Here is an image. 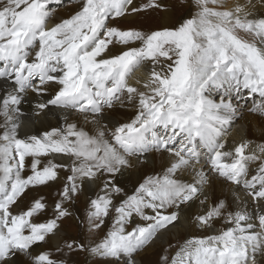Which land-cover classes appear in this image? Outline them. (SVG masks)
Instances as JSON below:
<instances>
[{
  "label": "snow or ice",
  "instance_id": "6c2138e0",
  "mask_svg": "<svg viewBox=\"0 0 264 264\" xmlns=\"http://www.w3.org/2000/svg\"><path fill=\"white\" fill-rule=\"evenodd\" d=\"M50 2L0 0V264H17L19 256L25 257L23 264H64L34 246L47 244L59 222L71 215L64 202L73 201L86 181L100 180V193L88 203L89 231L104 226L114 209L112 227L94 247L65 241L56 252L79 249L112 264H133L134 253L179 219L182 205L199 200L204 212L196 215L197 226L210 228L223 219L228 227L187 239L170 264H264V142L244 139L229 148L226 140L238 107L233 98L245 106L251 100L248 110L264 116V16L253 15L256 6L248 0L217 10L208 5L223 7L221 0H192L191 18L144 33L109 27L108 21L149 9L165 11L161 0L138 7L134 0H83L80 11L52 27ZM115 45L121 46L118 54L111 50ZM149 65L147 78L135 81L143 90L129 83ZM49 86L55 87L50 96ZM212 90L219 102L206 95ZM29 93L47 97L34 104L35 115L50 106L78 113L95 133L66 119L63 127L21 137L26 118L21 106L31 104ZM125 100L136 108L134 118L105 123V111L124 106ZM150 152L168 154L164 174L147 178L115 204L125 169ZM49 156L41 166L40 158ZM56 157L71 161L72 174L59 193L54 218L32 222L46 208L43 197L14 214L27 189L56 181L58 169H67ZM202 157L212 173L236 186L234 191L244 190L255 211L247 201L235 210L224 199L209 202L207 175L196 167ZM28 168L31 174L25 177ZM189 169L194 182L176 178ZM134 216L149 223L128 231ZM162 261L169 264L168 257Z\"/></svg>",
  "mask_w": 264,
  "mask_h": 264
},
{
  "label": "bare ground",
  "instance_id": "6f19581e",
  "mask_svg": "<svg viewBox=\"0 0 264 264\" xmlns=\"http://www.w3.org/2000/svg\"><path fill=\"white\" fill-rule=\"evenodd\" d=\"M246 3L248 2L245 0H233L231 2L230 9H232L236 4H246ZM252 4L256 6L251 9L253 15L256 17L264 16V7L260 6V0H252ZM191 8L195 9L193 3ZM52 10L53 13H50V17L48 21L49 27H52L55 24H58L65 19H69L72 16V12H73V11L67 12L66 10H63L61 8L51 9L50 11ZM174 16L175 13L173 12V10L163 11L160 15V20H159L160 27L161 28L170 27L173 22ZM133 19L134 16L131 15V16H125L122 20L128 22ZM138 44L139 42H137V44L133 46H138ZM120 49L121 46L119 45V46H112L111 50L113 54H118ZM148 67H150V65L147 66L145 69H142L141 71L137 72L134 75L133 79L129 81V83L143 90L141 85L136 84L135 81L137 78H139L141 81L147 78L145 76V72L147 71ZM3 83H4L3 81H0V87L3 86ZM54 90H55L54 86H49L48 95L50 96L54 94ZM0 95H2V93H0ZM46 98L47 97H36L34 93H29V95L27 96V101H31V104L25 102L21 106V110L24 111L26 117V118H22L23 126L20 129L21 137H24L25 135H42L44 131H51L53 128L63 127L65 125L66 119L68 122L77 123L78 126L83 127L85 130L89 131L90 134L95 133V129L93 128V126L85 120L83 115L78 113L73 112L69 114L67 111L63 109H56L50 106V110L46 109L45 112L41 113L39 116L35 115L34 107H33L34 104L38 99H46ZM216 102H219V99L216 100ZM233 103L236 102L233 101ZM248 111L249 110H240V108L237 109L236 114L233 117L232 125L226 137L227 145L229 148H231L235 144H238L244 139H248L256 143L264 142V116H261L258 113H252ZM135 114H136V108L133 105L129 104L127 100H125L124 106H121L120 103H117L114 109H108L105 111V117H106L105 123H108L110 126H112L118 123L130 122V120L134 118ZM108 139L111 140V137L109 136ZM201 151L203 152L204 150L201 149ZM51 158H52L51 156L40 158L42 161L41 166H43V164H46L47 160ZM204 159L205 157H202L200 164H198L196 167L198 170L202 169L207 175L209 182L204 186V188L208 194L209 202L217 198L224 199L227 203L231 204L232 209L235 210L241 206V203L243 201H247L249 206V211L250 212L255 211L257 205L251 201L250 197H247L245 195L244 190L239 189L234 191L236 186L229 184L227 181L223 180L219 176L212 173L209 170L207 160ZM140 160L141 162L135 164L134 167L125 169V174L121 178L122 192L119 194V196L115 198L114 200L115 204L119 205L121 198H126V196L133 195L135 189L138 188L140 184L144 183V181L147 178L162 176L166 168L169 166L168 154H164L163 156H161L160 153L150 152L147 153L145 156L141 157ZM56 162L67 164L68 166L67 169L65 168L58 169V179L56 181L49 182V184L47 185H41L35 188L27 189L25 194L21 197L20 201L18 202V206H13L12 210L14 214H20L21 211H25L31 206L34 200L40 199L41 197H43L42 202L46 204V208L44 211L40 213V216L42 214L44 215L43 216L44 218L46 216L48 217V215L54 214L53 209L55 204L59 201V199L58 198L54 199L52 197L54 193H57V191L61 190V187L62 188L64 187L67 181V177L72 174L70 171L71 161L67 157L63 159L56 157ZM251 168H254V166L253 167L251 166ZM30 174L31 171L30 168H28L25 170V172L22 175L26 177ZM176 178L181 179L185 183L194 182V177L191 174V169H189L187 172L184 171L178 172ZM102 185H103L102 180L97 181L95 183L86 181L82 185L81 190L79 192L80 208L88 209L89 200L94 199L96 195L100 193V189ZM237 197H239V199H237ZM63 206L67 208V210L70 213H72L73 218L74 216L75 218L76 216H78L79 209L75 208L73 204L64 203ZM181 209L182 211L180 212L179 219L177 221L173 222V224H170L167 228L159 230L156 233L155 237L147 245H145L144 248L138 250L136 253L133 254V264H163L162 261L163 257H168L170 264L172 257L176 254L180 246L187 239L206 238L211 235H217L222 229L228 227V225L224 223L223 219L214 221L212 227L210 228L197 226L195 222V217L196 215L203 214L204 212V206L200 204L199 200L192 202L191 207H189L188 205H182ZM173 210L174 209H168L167 212L170 213ZM146 213L149 215L153 214L150 209H146ZM41 218L42 217H40V219L38 218L34 219V221L36 223H39L41 221ZM110 219H111L110 216L106 218V223L104 226H102L99 235H102L103 232H108L110 230L109 229L110 226L108 225L111 221ZM77 221L79 220H76L75 223H77ZM147 223L149 222L148 221L143 222L138 217L134 216L132 222L126 226V230L130 231L133 227L137 225L145 226ZM66 235H70L69 232L64 231V229L62 228H58L57 234L52 236L47 244H44L43 247L34 246V248L37 252L51 251L54 254L55 258H57L58 260H62L64 262L67 258L65 254L56 252V246L59 245L61 248H63V244L65 243V241L68 242L71 241L69 237H67ZM75 241L77 242V245L83 244L85 247L89 246V248L94 247L97 244L96 243V244L88 245L87 243L81 242V239L80 242H78L76 239ZM170 245H176V246L172 250H170L169 249ZM83 255L85 257V260L84 259L82 260L83 262H85V264H90V263L112 264V262L108 260L100 261L99 257L92 256L88 251H85ZM24 260L25 257L19 256L17 258V264H23ZM75 260L74 263L76 262ZM71 261L73 262V260ZM68 263L71 262L68 261Z\"/></svg>",
  "mask_w": 264,
  "mask_h": 264
},
{
  "label": "rangeland",
  "instance_id": "374dc122",
  "mask_svg": "<svg viewBox=\"0 0 264 264\" xmlns=\"http://www.w3.org/2000/svg\"><path fill=\"white\" fill-rule=\"evenodd\" d=\"M232 1L233 0H221L223 7H218L217 5L211 4V3L208 6L210 8H217V10H228L231 7ZM245 1L248 2V0H245ZM146 2H147V0H134V3L137 7L146 3ZM251 2H252V0H251ZM161 3H163L166 6V10H173V12L175 13V16L173 18V22H172L171 26L168 28L177 27L179 22L181 21V18H191V14H193L195 12V9L191 8L192 0H186V2L184 4H181L180 0H161ZM82 4H83V0H58V1L57 0H51V2L49 4V10L61 8L63 10H66L67 12L73 11L72 12V16H73L78 11L81 10ZM162 12L163 11L158 10V9H149L145 12L133 14L132 16H134V19L131 21H128V22L123 21L122 19L124 17H120V18H117L115 20H109L108 24H109V27H116V28H119L121 30L132 29V30L141 31L144 33H150L151 31L162 29L159 25L160 15ZM50 13H53V10L50 11ZM127 16H131V15H127ZM241 36L243 37L244 34L241 33ZM245 38H247V37H245ZM115 46H119V45H115ZM206 95H208L209 98H212L214 100L219 99V95L217 94L216 90H212L210 93H206ZM255 99L259 100V97H256ZM233 101L236 102V103H234V105L240 106V107H237V109L240 108V110H248L249 108L252 107V101L251 100H249L247 102V106H245L244 101H237V99H235V98H233ZM246 108H248V109H246ZM248 112H250V111H248ZM204 160H206V157ZM66 183H67V181H66ZM62 190H63V188L61 187V190L57 191V193H54L52 198L60 199L59 193ZM78 195H79V193H78ZM78 195L74 198L73 201H66L64 203L73 204L75 206V208L79 209L78 216H80V217L76 216V218H75V216H74V218H73L72 213H71V215L65 217L64 219H62L59 222V225H60L59 228H62V229H64V231L69 232L70 235H66V236L69 237V239L71 240L70 242H75L74 247H75V245H77V242L75 241V239L78 242H80V239H81V242L87 243L88 245L99 243L106 236L107 232H103L102 235H99V232H100L102 227L99 229H95L92 232L89 231V224H88V220H87L88 209L80 208V195L79 196ZM53 211H54V209H53ZM40 213H38L36 216L31 218L34 223H36L34 221V219H37V218L40 219V217H42V218H41V221L39 223H46L48 220L54 218V214L48 215V217L46 216L43 218L44 215L41 214V216H40ZM115 215H116L115 211L112 210V212L110 214V218H111L110 220L111 221L108 224L110 226V228L112 227ZM37 216H39V217H37ZM79 218H81V219H79ZM73 219L75 221L76 220H79V221H77V223H75V221ZM141 221H143V220H141ZM143 222H146V221H143ZM86 226H88V227H86ZM63 246H64V244H63ZM175 246L176 245H170L169 249L172 250ZM87 247L89 248V246H86L85 249H87ZM84 252L85 251H80L79 249L72 251V252L65 251V253H63V254H65L67 259L64 261V264H73L75 259H76L75 260L76 264L77 263L85 264V262H83V260H82V259L85 260V257L83 255ZM82 255H83V257H82ZM72 257H74L75 259ZM67 260L71 263H68ZM71 260H73V262ZM99 260L105 261L101 258H99Z\"/></svg>",
  "mask_w": 264,
  "mask_h": 264
}]
</instances>
